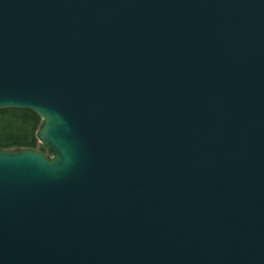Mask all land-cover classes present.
Listing matches in <instances>:
<instances>
[{
  "label": "water",
  "instance_id": "95a60500",
  "mask_svg": "<svg viewBox=\"0 0 264 264\" xmlns=\"http://www.w3.org/2000/svg\"><path fill=\"white\" fill-rule=\"evenodd\" d=\"M0 264H264V0H0Z\"/></svg>",
  "mask_w": 264,
  "mask_h": 264
},
{
  "label": "trees",
  "instance_id": "16d2710c",
  "mask_svg": "<svg viewBox=\"0 0 264 264\" xmlns=\"http://www.w3.org/2000/svg\"><path fill=\"white\" fill-rule=\"evenodd\" d=\"M41 123V117L33 111L19 108L0 110V149H37L35 134Z\"/></svg>",
  "mask_w": 264,
  "mask_h": 264
},
{
  "label": "rangeland",
  "instance_id": "374dc122",
  "mask_svg": "<svg viewBox=\"0 0 264 264\" xmlns=\"http://www.w3.org/2000/svg\"><path fill=\"white\" fill-rule=\"evenodd\" d=\"M37 142H38V145H39L38 147H40V146L42 147V145H41V143H39L38 139H37ZM42 148H43V147H42ZM7 150H15V149H7ZM7 150H6V151H7ZM35 150H38V151H39V148H37V149H35ZM44 153L46 154V150H45Z\"/></svg>",
  "mask_w": 264,
  "mask_h": 264
}]
</instances>
